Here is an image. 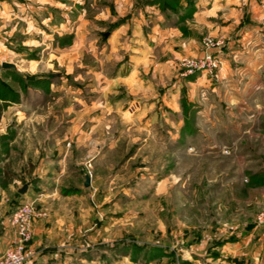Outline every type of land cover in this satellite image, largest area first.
<instances>
[{"label":"rangeland","instance_id":"rangeland-1","mask_svg":"<svg viewBox=\"0 0 264 264\" xmlns=\"http://www.w3.org/2000/svg\"><path fill=\"white\" fill-rule=\"evenodd\" d=\"M223 45L211 0H0L4 252L27 199L65 264L202 263L214 217L256 224L264 126L213 106Z\"/></svg>","mask_w":264,"mask_h":264},{"label":"crops","instance_id":"crops-1","mask_svg":"<svg viewBox=\"0 0 264 264\" xmlns=\"http://www.w3.org/2000/svg\"><path fill=\"white\" fill-rule=\"evenodd\" d=\"M211 35L224 42L223 65L211 82V92L217 95L213 106L228 109L240 123L254 120L263 128L264 0H211ZM255 139L258 144L264 143V135H255ZM258 148L264 150L263 146ZM44 193L47 198L40 204L52 208L54 191ZM1 211L0 223L4 224L6 211ZM214 218L217 221L211 226V258L195 264H264V225H256L252 213ZM1 229L0 255L8 243ZM33 229L31 245L35 256L30 264L68 263L61 254L69 252L49 243L53 224L48 217L35 220Z\"/></svg>","mask_w":264,"mask_h":264},{"label":"built area","instance_id":"built-area-1","mask_svg":"<svg viewBox=\"0 0 264 264\" xmlns=\"http://www.w3.org/2000/svg\"><path fill=\"white\" fill-rule=\"evenodd\" d=\"M211 44H213L212 40ZM206 64H211V67L217 65L216 59L210 52L196 60L193 68L203 67ZM43 215L45 212L38 207L35 199H27L14 209L10 215V222L16 230V239L14 244L0 256V264H28L31 261L34 255V249L31 247L32 223L36 217ZM255 222L258 225H264V208L257 213Z\"/></svg>","mask_w":264,"mask_h":264},{"label":"water","instance_id":"water-1","mask_svg":"<svg viewBox=\"0 0 264 264\" xmlns=\"http://www.w3.org/2000/svg\"><path fill=\"white\" fill-rule=\"evenodd\" d=\"M2 65L5 66V67H10V66H13V63H10V62H3ZM89 183H90L89 175H86V182H85V185L88 186ZM20 191H21L22 193H24V192L26 191V185H24V186L20 189Z\"/></svg>","mask_w":264,"mask_h":264}]
</instances>
